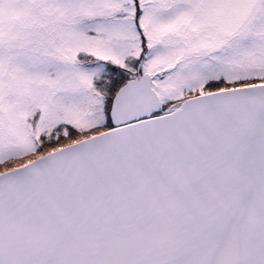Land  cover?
Wrapping results in <instances>:
<instances>
[{"label":"snow or ice","instance_id":"obj_1","mask_svg":"<svg viewBox=\"0 0 264 264\" xmlns=\"http://www.w3.org/2000/svg\"><path fill=\"white\" fill-rule=\"evenodd\" d=\"M0 264H264V0H0Z\"/></svg>","mask_w":264,"mask_h":264}]
</instances>
